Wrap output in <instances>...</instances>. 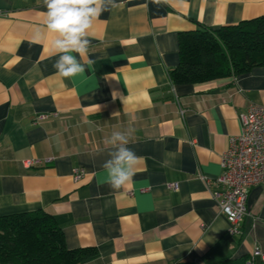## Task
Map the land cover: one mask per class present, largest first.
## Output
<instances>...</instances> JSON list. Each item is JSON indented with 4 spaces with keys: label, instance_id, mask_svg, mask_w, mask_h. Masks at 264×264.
I'll use <instances>...</instances> for the list:
<instances>
[{
    "label": "crops",
    "instance_id": "obj_1",
    "mask_svg": "<svg viewBox=\"0 0 264 264\" xmlns=\"http://www.w3.org/2000/svg\"><path fill=\"white\" fill-rule=\"evenodd\" d=\"M115 2L78 56L85 73L63 78L43 0H0V215L50 213L68 249L95 250L79 264H264V183L248 190L240 234L214 198L241 115L264 106V65L192 84L168 75L180 33L261 16L264 0ZM128 127L140 159L133 181L113 189L104 139ZM29 158L50 161L25 168Z\"/></svg>",
    "mask_w": 264,
    "mask_h": 264
},
{
    "label": "trees",
    "instance_id": "obj_2",
    "mask_svg": "<svg viewBox=\"0 0 264 264\" xmlns=\"http://www.w3.org/2000/svg\"><path fill=\"white\" fill-rule=\"evenodd\" d=\"M178 64L169 70L173 84H192L237 76L264 65V14L210 29L198 24L178 36ZM91 248L68 249L54 217L38 210L0 215V264H79L94 257ZM222 260L217 264H245Z\"/></svg>",
    "mask_w": 264,
    "mask_h": 264
},
{
    "label": "clouds",
    "instance_id": "obj_3",
    "mask_svg": "<svg viewBox=\"0 0 264 264\" xmlns=\"http://www.w3.org/2000/svg\"><path fill=\"white\" fill-rule=\"evenodd\" d=\"M43 5L46 8L44 26L55 37L51 47L58 56L53 64L56 74L72 78L85 73L86 68L78 56L83 58L88 53L90 29L104 11L118 7L115 0H43ZM42 38L43 32L37 29L34 39ZM134 131V128L128 127L113 131L104 139L108 158L102 168L106 173V182L113 189L131 183L136 174L140 157L128 146Z\"/></svg>",
    "mask_w": 264,
    "mask_h": 264
},
{
    "label": "built area",
    "instance_id": "obj_4",
    "mask_svg": "<svg viewBox=\"0 0 264 264\" xmlns=\"http://www.w3.org/2000/svg\"><path fill=\"white\" fill-rule=\"evenodd\" d=\"M47 116L41 114L36 121H42ZM240 120L239 134L230 138L228 148L220 157L222 172L216 178V183L222 190L214 193L219 210L228 221V232L231 234L241 233L240 222L246 214L249 188L264 183V106L250 103ZM49 161L50 159L29 158L22 160V164L25 168H31ZM82 175V169H73L75 180ZM169 187L176 188V185L170 184ZM255 254H259V251L256 250ZM245 264H253L252 259H247Z\"/></svg>",
    "mask_w": 264,
    "mask_h": 264
}]
</instances>
